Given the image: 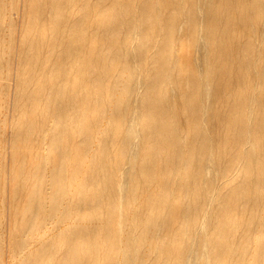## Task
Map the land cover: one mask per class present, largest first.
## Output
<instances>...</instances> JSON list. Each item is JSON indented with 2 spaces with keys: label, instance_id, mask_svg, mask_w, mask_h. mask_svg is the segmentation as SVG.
I'll list each match as a JSON object with an SVG mask.
<instances>
[{
  "label": "bare ground",
  "instance_id": "bare-ground-1",
  "mask_svg": "<svg viewBox=\"0 0 264 264\" xmlns=\"http://www.w3.org/2000/svg\"><path fill=\"white\" fill-rule=\"evenodd\" d=\"M17 2L0 0V69L16 78L19 113L8 213L0 145V255L264 264V43L252 39L264 0H203L200 11L197 0H22L18 42L8 16ZM200 14L199 78L191 63L177 67L176 51L194 41ZM45 203L48 217L72 220L65 247L29 245L48 233Z\"/></svg>",
  "mask_w": 264,
  "mask_h": 264
},
{
  "label": "rangeland",
  "instance_id": "rangeland-1",
  "mask_svg": "<svg viewBox=\"0 0 264 264\" xmlns=\"http://www.w3.org/2000/svg\"><path fill=\"white\" fill-rule=\"evenodd\" d=\"M22 0H18L17 5L10 9L8 11V16H10V18L13 21L14 24V28H15V34H16V41L18 42V40L21 37V31L24 28V26L26 25V18H27V10L25 9V6L22 5ZM203 3V0H197V10H201V4ZM138 15V14H137ZM139 16V15H138ZM94 18H92V15L89 17V21H90V26L92 27V23L91 21ZM199 20H200V27L198 28V31L195 35V39L193 42H191L192 44H189L187 46H183L182 49H177L176 53H177V67L180 66L182 68L184 67H188V64L191 63L192 66H194L195 68V72L197 74V77H201L204 73V70L206 68V66H204L205 64L201 63L202 60V54H203V50L201 48V42H202V36L205 32L204 29V25H203V18L201 16V14L199 15ZM91 27L89 28L90 30L88 31L89 33V37H92L93 35V30H91ZM183 33L182 27L180 28V33L179 36H181ZM264 33V27H263V31L260 30L259 32H256L254 35H252V39H254V41L256 42V44L259 46L262 43H264V38H262V34ZM264 35V34H263ZM129 41V39H128ZM128 41L125 39H122L121 44L122 43H128ZM45 48V47H44ZM262 50V49H261ZM85 53L87 54L88 51ZM132 64L134 65H139L140 61L139 60H133L131 61ZM256 65L259 66V68L264 69V57L262 60H257V62L255 63ZM17 63L16 60H14L11 63V73L16 72L15 67H16ZM6 68L5 66H2L0 69V127L4 128V135L2 137V141L0 143L2 151H3V155L1 157V163L3 165V174L5 176V183H4V196H5V208L7 210L8 213V208L9 204L11 203V194H10V186L12 184L11 181V170L13 169V167L16 165V161L13 160L12 158V139H13V134H12V130L14 127V122L16 121L17 117H18V112H14L13 108H11L12 105V101L13 99H15V95H17L16 92V87H17V81L16 78L12 77L10 79L6 78ZM172 102L177 103L178 102V97L177 96H172L171 97ZM179 105H181V103H179ZM203 115V114H202ZM205 119V114L202 116V120ZM203 126H205L206 129V124L204 122ZM206 135L211 134V132L209 130H206L204 132ZM51 146H49L48 142L45 143H41L38 144L36 146V152L40 155H48V151L50 150ZM48 179V177H47ZM46 179V180H47ZM50 185V181H46V190H45V195H49L51 193V189L49 188ZM41 211L43 212L44 216L46 215L47 217L50 215V208L49 205L47 203H45L42 206ZM5 218V226L7 228H9V221L10 218H8V216L4 217ZM8 220V223L6 224ZM72 225V220H60L57 221L54 219V217H48L47 219V224H46V232H48L46 235H41L38 234L36 235L35 239H33L31 241V243L29 244L31 246V248L35 249L38 245L39 242L44 240H52V243L57 245V246H62L65 247V242L63 240V235L62 233L66 232L67 229ZM8 236V235H7ZM9 239V236H8ZM81 239V236H73L72 237V242L73 243H77L79 242V240ZM24 252H26V250H24ZM24 252L20 253V257H22L24 255ZM8 252L6 250L5 253H3V256L0 255V264H17V261H11L10 260V256L7 255ZM19 257V256H18Z\"/></svg>",
  "mask_w": 264,
  "mask_h": 264
}]
</instances>
